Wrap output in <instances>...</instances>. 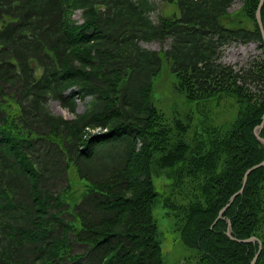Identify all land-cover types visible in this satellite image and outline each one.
Instances as JSON below:
<instances>
[{
	"label": "trees",
	"instance_id": "trees-1",
	"mask_svg": "<svg viewBox=\"0 0 264 264\" xmlns=\"http://www.w3.org/2000/svg\"><path fill=\"white\" fill-rule=\"evenodd\" d=\"M161 1L177 15L153 20L155 0H0V264H166L154 213L162 176L164 207L201 264H251L260 243L264 264V166L211 228L264 160L254 134L264 117L259 0H244L240 12H230L234 0ZM261 15L264 26V5ZM252 41L262 56L220 60L228 45ZM163 60L173 91L197 104L194 131L190 115L152 99ZM228 100L238 108L229 112ZM52 101L74 117L52 112ZM222 104L229 120L217 123ZM116 142L120 162L83 167ZM228 220L232 236L257 241L232 240Z\"/></svg>",
	"mask_w": 264,
	"mask_h": 264
},
{
	"label": "rangeland",
	"instance_id": "rangeland-1",
	"mask_svg": "<svg viewBox=\"0 0 264 264\" xmlns=\"http://www.w3.org/2000/svg\"><path fill=\"white\" fill-rule=\"evenodd\" d=\"M158 3V8L151 13L152 19L155 21L159 20L160 15L164 16H174L178 13V8L174 3L168 4L162 2L161 0H155ZM244 0H234L233 5L230 8V12H240L243 6ZM74 18L79 22L83 21L82 11L78 10ZM252 24L251 22H249ZM140 45L144 48L160 51L169 48V41L166 42H140ZM256 56H262L261 49L258 46V43L255 41L249 42L247 44L242 43H232L225 47L221 61L227 64H233L240 66L244 63H247ZM176 81L174 74L171 72L170 65L166 60H163L162 68L160 73L154 78V88L152 93V99L161 108L166 109L168 114H171L175 109L176 112H185L184 115H190L192 118V130L194 131L197 127L198 121L200 119V113L198 111L197 104L195 102H187L183 97L179 96L176 92L173 91L172 86L173 82ZM87 101L90 100V97L86 98ZM233 107H228V111L232 109H237L238 105L234 102L229 101ZM50 108L55 114L65 117V119L73 118V114L67 109L61 107L60 103L57 101H52L50 103ZM85 109L83 102H79L77 111L82 112ZM226 108L222 104L218 109V120L217 123H221L224 119L229 120L228 113L225 112ZM174 112V113H176ZM140 145V144H139ZM124 148L122 147L121 142H116L115 144L105 145L101 153L97 156L99 161L95 162L94 160H84L83 167L87 166L91 169L94 167L98 169H103L106 166H111L114 162H120L121 157L124 154ZM113 166V165H112ZM71 178L73 180L72 190H77V196H80L83 191L84 181L79 179L77 174V165H73L71 168ZM156 190L162 193V197L159 199V202L155 206V218L157 220L159 231L161 233V241L164 250V259L166 264H201L199 262V255L197 251L190 249L184 244V241L181 237V231L178 228V221L176 219L175 212L168 210L164 207V200L168 196V191L170 186L164 176L158 177L155 180ZM189 184V183H188ZM58 190H61L59 187ZM169 214V215H167Z\"/></svg>",
	"mask_w": 264,
	"mask_h": 264
},
{
	"label": "water",
	"instance_id": "water-1",
	"mask_svg": "<svg viewBox=\"0 0 264 264\" xmlns=\"http://www.w3.org/2000/svg\"><path fill=\"white\" fill-rule=\"evenodd\" d=\"M264 5V0H259V3H258V6H257V9H256V20H257V23L260 27V30H261V34H262V37H263V40H264V26H263V21H262V15H261V10H262V7ZM264 127V117H263V120L261 122V124H259L258 126L255 127L254 129V134L256 136V138L264 144V138L260 135L262 129ZM264 166V160L252 167H250L244 174L243 176V182H242V186L241 188L235 192L231 197H230V200L229 202L219 211V214L217 216V218L215 219V222L212 224L211 228H213V226L215 225V223L220 220V219H224L223 217V213L231 206V204L233 203V201L235 200V198L242 194L244 189H245V186L247 184V181H248V177H249V174L260 168V167H263ZM229 222V225H228V229H227V235L234 241H237V242H243V243H248V242H255L257 241V238L256 237H250V238H247V239H239V238H236L234 236H232V233H231V223H230V220H228ZM261 248H262V245L260 243V247H259V250L258 252L255 254V256L253 257L252 261H251V264H256V261L259 257V254L261 252Z\"/></svg>",
	"mask_w": 264,
	"mask_h": 264
},
{
	"label": "built area",
	"instance_id": "built-area-1",
	"mask_svg": "<svg viewBox=\"0 0 264 264\" xmlns=\"http://www.w3.org/2000/svg\"><path fill=\"white\" fill-rule=\"evenodd\" d=\"M101 131V128H96V129H93L92 132H100Z\"/></svg>",
	"mask_w": 264,
	"mask_h": 264
}]
</instances>
